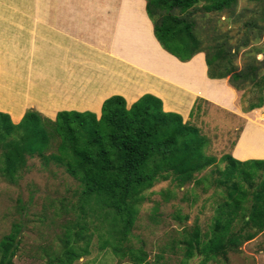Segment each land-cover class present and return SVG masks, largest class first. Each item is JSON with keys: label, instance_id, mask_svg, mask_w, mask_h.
<instances>
[{"label": "trees", "instance_id": "trees-1", "mask_svg": "<svg viewBox=\"0 0 264 264\" xmlns=\"http://www.w3.org/2000/svg\"><path fill=\"white\" fill-rule=\"evenodd\" d=\"M199 4L202 12H222L235 8L238 0H146L155 37L183 62L205 52L210 77L230 76V84L238 90L245 85L252 87L260 95L246 108L262 107L264 76H257L259 67L249 64L245 71H238L235 51L225 41L205 43L192 11ZM248 25L254 27L257 22L251 20ZM125 63L128 73L143 70ZM143 74L152 75L144 77L143 83H170L147 71ZM126 75L115 78L113 84ZM170 84L171 92L179 93L178 87ZM159 95L166 102V97ZM165 107L172 109L174 105L166 102ZM203 137L197 126L184 121L182 114L165 111L162 99L151 93L142 95L129 107L124 96L112 95L103 102L100 116L90 110H61L51 118L29 108L16 123L9 113L0 112V170L9 181L17 182L29 169V159L39 158L46 170L53 173L51 165L61 167L77 182L73 190L77 199L61 202L60 209L55 210L59 216L76 212L63 225L65 239L61 253L52 260L55 264H73L88 255L94 238L101 249L110 247L118 262L128 257L125 264H154L144 247L126 245L141 204L147 190L159 181L172 180L183 187L210 179L206 175L198 177L217 163L216 157L207 153L208 141ZM221 161L226 162L223 168L211 170L215 174L212 197L217 202L213 223L206 230L198 222L192 228L184 227L179 242L170 245L171 250L183 245L184 259L180 264L197 256L201 257L198 264H209L220 255L226 258L229 249L238 248L264 230V158L239 160L224 154ZM220 187L224 191L217 195ZM163 194L166 199L169 191ZM90 216L99 220L93 227V219L87 220ZM176 217L187 221L190 218ZM21 232L22 225L14 223L1 239L0 264H13ZM52 261L49 260L51 264Z\"/></svg>", "mask_w": 264, "mask_h": 264}, {"label": "rangeland", "instance_id": "rangeland-1", "mask_svg": "<svg viewBox=\"0 0 264 264\" xmlns=\"http://www.w3.org/2000/svg\"><path fill=\"white\" fill-rule=\"evenodd\" d=\"M104 1L112 2L108 11L113 14L118 12L122 2V0ZM144 5H146V0ZM200 6L201 4L194 7L192 11L198 23L199 34L201 32V36H205L203 37L205 43L213 44L216 40L225 41L226 45L235 51V64L238 71H245L249 68V64H254L259 67L257 76L263 77L264 0H238L235 8L222 12H202L203 7ZM251 20L256 21L257 25L249 26L248 21ZM4 45L5 48H10L8 43ZM129 52L123 57L126 62H131L126 58L142 57L141 54L131 55ZM144 62L147 64L137 63L143 64L147 69L149 67L148 60ZM135 63L134 61L132 64L135 65ZM160 65L163 64L160 63ZM140 71V73H134L131 78L133 81L130 80L131 83L144 81L146 80L144 77H152V75L143 76V72L147 70ZM28 74L30 75L27 81L28 92L41 93L45 85L41 72L30 69ZM114 74L116 75L115 71L112 72V75ZM151 74L155 75V73ZM39 75L42 76L41 80L38 78ZM206 75L208 79L223 80V78L210 77L208 69ZM163 76H165L164 70ZM225 80L235 90L232 89V91L227 87L219 89L214 83H211L208 88V100L216 102V104L198 95L192 97L193 102L189 106L188 112L187 110L183 112L185 109H182L185 108L182 105L190 104L188 99L179 105L174 94H165L166 102L175 104L173 109L177 111L181 108L184 121H190L200 129L208 141L207 147L205 146L207 153L215 156L217 163L198 175V177L206 175L211 179L207 178V181H201L199 185H196L195 181L179 187L174 181L166 180L155 183L147 190L146 199L141 204L138 219L126 245L135 248L144 247L148 258L154 264H180L184 259L183 245L177 246L175 250H171L170 245L175 242V246L179 242L184 233L183 228H192L194 223L198 222L202 229L206 230L213 223L217 202H214L215 198L212 197L214 187L211 186V182L215 174L211 173V170L216 167L223 168L226 165L225 161H221V157L224 154H230L246 118L242 114H236L231 106L235 104L243 108L248 107L250 102L256 100L260 95L252 87L246 85L245 88L238 90L230 84V76L225 77ZM170 85V83L162 81L159 86L167 92L169 89L166 87H170ZM173 87L177 88L178 86L173 85ZM234 92H236V97ZM2 103L3 101L0 100V105ZM131 104L127 102L128 107ZM223 105L229 106L225 108L226 106ZM163 108L165 107L163 106ZM14 116H19V114L16 113ZM20 120L14 122L18 123ZM28 166L29 169L22 173L17 182L9 181L0 170V241L5 234L12 230L14 223H19L22 225L21 243L19 251L13 259V264H51L49 260H54V257L61 253L63 247V239H65L63 225L76 216L75 211V213L71 211V213L59 216L55 214V210L60 209L61 202L67 204L68 201L74 202L77 199L73 193L77 182L61 167L51 165L53 173L46 170L42 167L39 158H30ZM216 175L218 174L216 173ZM216 190V194L221 195L224 188L220 187ZM221 190L223 191L219 192ZM167 191H169V196L165 199L163 193ZM219 198L221 197L219 196ZM53 202L55 205H52ZM178 215L182 217L189 215L190 218L187 221L185 218H177ZM91 219H93L92 227L94 224H98L99 220L93 216L87 218L89 221ZM239 226L240 224H237L235 227ZM92 227H90V231L93 230ZM80 243L82 242L80 241ZM90 251L88 255L81 257L73 264H125V261H128V257H126L125 261L118 262L110 247L104 249L98 247L96 238L93 239ZM200 259L201 257H194L188 260L187 264H198ZM52 264L55 263L52 261ZM209 264H264V230L253 239L244 241L238 248L229 249L226 258L220 255L218 260Z\"/></svg>", "mask_w": 264, "mask_h": 264}, {"label": "crops", "instance_id": "crops-1", "mask_svg": "<svg viewBox=\"0 0 264 264\" xmlns=\"http://www.w3.org/2000/svg\"><path fill=\"white\" fill-rule=\"evenodd\" d=\"M144 3L145 0H122L118 12L113 14L108 11L112 2L104 0H0V100L3 101L0 111L9 113L13 121L22 119L29 108L51 118L61 110H90L99 116L103 102L112 95H122L130 103L146 93L160 98L159 94L173 95L171 85L166 87L169 89L166 92L161 84L150 80L133 84L130 80L133 81L131 78L136 72L125 71L127 63L123 57L127 52L130 49L131 55L143 52L142 57L138 56L142 63L151 56L149 49L153 48L149 44L153 42L181 66H187L185 74L175 70L174 76L168 75L171 78L168 79L159 73L161 69L154 71L137 63L139 59L135 65L178 86L179 93L173 91L179 95H174L178 104L187 99L190 103L182 105L183 112H188L192 97L200 95L208 100L211 83L219 89H234L227 81L207 78L208 65L203 51L183 62L163 49L154 35ZM5 43L9 49L4 47ZM126 60L134 63L133 59ZM200 66H203L201 76L197 74ZM30 69L40 71L44 77L41 93L28 92ZM114 71L116 75H112ZM124 73L126 77L123 79V75L122 80L113 84ZM38 78L41 80L42 76ZM234 95L237 96L236 92ZM231 107L246 118L230 155L239 160L264 158V105L252 110L235 104ZM164 109L182 113L181 108ZM16 113L19 116H14Z\"/></svg>", "mask_w": 264, "mask_h": 264}, {"label": "bare ground", "instance_id": "bare-ground-1", "mask_svg": "<svg viewBox=\"0 0 264 264\" xmlns=\"http://www.w3.org/2000/svg\"><path fill=\"white\" fill-rule=\"evenodd\" d=\"M130 44V43H129ZM128 44V45H129ZM131 46L133 45V44H130ZM134 47V46H133ZM153 48L152 50L150 49V57H149V59H146V60H148V63H149V67L150 68H152V69H156V70H154V71H157V69H161L160 71L161 72H159V73H161L162 75H163V68H166L167 70H164L165 71V76H166V78H168V79H171V78H169L168 77V75H173L174 76V71L175 70H177L178 72H184V74H185V72H186V68L185 67H187V66H181L177 61H175L174 60V58H172L171 56H169V55H167L162 49L160 50V48H159V46H157L156 44H155V42H153V44H151V45H149V48ZM130 49V48H129ZM139 51V50H138ZM144 51V50H143ZM131 52V51H130ZM133 52V51H132ZM142 52V51H141ZM125 53V52H124ZM128 53V52H127ZM143 53V52H142ZM141 53V54H142ZM138 54V53H137ZM140 54V53H139ZM147 55V54H146ZM153 55V56H152ZM135 57L133 56V58H131V59H133L132 61H135V59H139V58H135ZM144 58V57H143ZM139 61L141 62L142 60H141V58L139 59ZM200 61V60H199ZM198 61V62H199ZM202 62V61H201ZM129 63V62H128ZM142 63H146V62H142ZM160 63H162L163 65H160ZM147 64V63H146ZM190 64V63H189ZM143 65V64H142ZM190 66H191V64H190ZM199 66V65H198ZM138 67V66H137ZM203 66H200L199 67V70H198V72H197V74H201L202 73V71H203V68H202ZM140 68V67H139ZM144 70V69H143ZM150 73H152V72H150ZM176 73V72H175ZM156 75V74H155ZM158 76V75H157ZM201 76V75H200ZM160 77V76H159ZM177 77V76H176ZM175 78V77H174ZM174 78H172V79H174ZM192 78V77H191ZM176 79V78H175ZM167 80V79H166ZM176 81V80H175ZM194 84V83H193ZM192 84V85H193ZM203 86V85H202ZM258 152L260 153V150H258Z\"/></svg>", "mask_w": 264, "mask_h": 264}, {"label": "clouds", "instance_id": "clouds-1", "mask_svg": "<svg viewBox=\"0 0 264 264\" xmlns=\"http://www.w3.org/2000/svg\"><path fill=\"white\" fill-rule=\"evenodd\" d=\"M147 12V11H146ZM148 14V13H147ZM149 17V16H148ZM151 20V19H150ZM152 21V20H151ZM153 23V22H152ZM153 26H154V24H153ZM205 53V52H204ZM206 55V54H205Z\"/></svg>", "mask_w": 264, "mask_h": 264}]
</instances>
